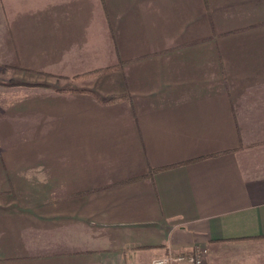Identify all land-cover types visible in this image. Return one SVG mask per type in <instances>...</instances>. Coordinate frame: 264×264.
Segmentation results:
<instances>
[{
    "label": "crops",
    "instance_id": "crops-1",
    "mask_svg": "<svg viewBox=\"0 0 264 264\" xmlns=\"http://www.w3.org/2000/svg\"><path fill=\"white\" fill-rule=\"evenodd\" d=\"M1 75L0 264H264V0H0Z\"/></svg>",
    "mask_w": 264,
    "mask_h": 264
},
{
    "label": "built area",
    "instance_id": "built-area-1",
    "mask_svg": "<svg viewBox=\"0 0 264 264\" xmlns=\"http://www.w3.org/2000/svg\"><path fill=\"white\" fill-rule=\"evenodd\" d=\"M208 249L204 246L170 249L166 256L156 258L151 264H206Z\"/></svg>",
    "mask_w": 264,
    "mask_h": 264
},
{
    "label": "trees",
    "instance_id": "trees-1",
    "mask_svg": "<svg viewBox=\"0 0 264 264\" xmlns=\"http://www.w3.org/2000/svg\"><path fill=\"white\" fill-rule=\"evenodd\" d=\"M115 68H118V66H113V67H107V68L93 70L92 72H89V74H97V73L105 72V71H108V70H111V69H115ZM85 75H88V74H85ZM125 98H126V95H115V96H112L110 98L105 99V102H107V103H116V102H119V101H121V100H123Z\"/></svg>",
    "mask_w": 264,
    "mask_h": 264
},
{
    "label": "rangeland",
    "instance_id": "rangeland-1",
    "mask_svg": "<svg viewBox=\"0 0 264 264\" xmlns=\"http://www.w3.org/2000/svg\"><path fill=\"white\" fill-rule=\"evenodd\" d=\"M1 78L6 79L7 76H5V75H1V76H0V84L4 86V84H2L4 80H2ZM34 84H35V83H33V82H23V83H22V85H24V86H32V85H34ZM10 85H12V83H11V84H6V86H10ZM6 86H4V87L7 89ZM21 88H22V87H21ZM1 182H2V181H1Z\"/></svg>",
    "mask_w": 264,
    "mask_h": 264
}]
</instances>
